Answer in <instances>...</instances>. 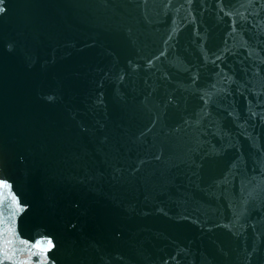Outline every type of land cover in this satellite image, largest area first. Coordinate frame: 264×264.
<instances>
[{"label": "water", "instance_id": "95a60500", "mask_svg": "<svg viewBox=\"0 0 264 264\" xmlns=\"http://www.w3.org/2000/svg\"><path fill=\"white\" fill-rule=\"evenodd\" d=\"M0 9V264H264V0Z\"/></svg>", "mask_w": 264, "mask_h": 264}, {"label": "snow or ice", "instance_id": "6c2138e0", "mask_svg": "<svg viewBox=\"0 0 264 264\" xmlns=\"http://www.w3.org/2000/svg\"><path fill=\"white\" fill-rule=\"evenodd\" d=\"M0 11H3V9H0ZM0 187H3L5 189H7L9 186L7 184H3V185H0ZM48 245H49V247H51V242L50 241L48 242Z\"/></svg>", "mask_w": 264, "mask_h": 264}]
</instances>
